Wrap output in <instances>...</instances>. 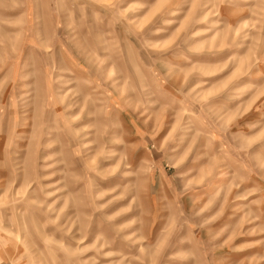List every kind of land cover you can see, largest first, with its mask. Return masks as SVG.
I'll return each instance as SVG.
<instances>
[{
	"label": "rangeland",
	"instance_id": "obj_1",
	"mask_svg": "<svg viewBox=\"0 0 264 264\" xmlns=\"http://www.w3.org/2000/svg\"><path fill=\"white\" fill-rule=\"evenodd\" d=\"M0 264H264V0H0Z\"/></svg>",
	"mask_w": 264,
	"mask_h": 264
}]
</instances>
